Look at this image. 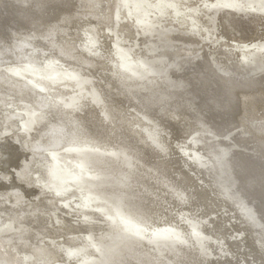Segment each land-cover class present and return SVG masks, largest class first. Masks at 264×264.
<instances>
[{"label": "bare ground", "instance_id": "1", "mask_svg": "<svg viewBox=\"0 0 264 264\" xmlns=\"http://www.w3.org/2000/svg\"><path fill=\"white\" fill-rule=\"evenodd\" d=\"M120 3V0H0V125H6L13 132L11 137L0 142V167L4 171L9 169L16 170L19 179V181L8 180V176L0 174V191H2L1 189H12L0 192V225L6 221H11L9 225L14 228L13 231L17 230V232L14 231L15 233L0 238V264H23L25 255H31L36 264H49L63 260L66 253L65 249H79L80 247L84 249L83 252H86V257H88L92 254L93 248H90L82 240L85 234L102 232L101 236H106L121 228L119 219L113 223L109 218H107L108 221H104L101 218L104 215L98 212L93 215L97 221L94 224L77 225L75 222L79 218V214L75 211L64 215L60 209L61 199L59 195L53 190L51 193L45 188L39 187L38 185L40 184L34 181V175L41 171L44 162L48 158L46 155L48 151H52L58 157L57 159L60 160L67 154L79 156L78 153L72 152L74 151L72 147H79L86 143L101 148L106 145L113 147L119 143L123 144L124 152L127 157L130 156L134 160L135 164L130 177H128V191L125 192L126 197L125 199L123 198L124 204L121 207L122 211L120 214L125 217L130 216L134 221L139 222L150 221L149 219H152L151 221L158 220V222H163L162 220L164 219L169 220V218H172V214L169 212L164 213V209H169L178 204L176 198L167 195V191L165 196L162 194L164 191H162L161 193L152 192L149 198L146 197L145 195L148 193H146L145 189H151V191L154 189L148 184L149 180H156L159 190H166L167 182L170 183L172 189L176 187L191 188L192 202L194 201L196 205L207 206V196L209 197L207 195V184H200L201 193L195 190L193 182L198 181V177L192 175L190 170L185 169V167H178L179 176L173 175L169 167H171V161L177 160L174 158L175 156L171 159L164 157L154 166L148 164V160L155 157L152 151L155 154H159L160 150L151 144H147L138 130L139 128H135V126H140L142 121L156 124L157 128L167 131L170 134L169 138H167L168 142L171 147H175L179 142L188 140L193 132H207L209 126H206V124L213 119L211 115L218 113V120L213 121L216 129L223 131L229 128V125L233 127V124L246 126L247 132L252 133L250 141L256 144L264 161V124H258L252 127L251 130L248 127L249 122L253 120L262 121L264 119V76L259 74L260 76L252 80H241L237 75H234L237 71L242 75L243 71H240L239 54L228 43V41H235L242 44V42L247 43L258 40L262 35L260 27L264 28L263 18L258 17L254 12L252 13L253 15L251 12L247 13L248 15L245 19H240L236 16L221 17L218 25V35L222 41H220V45L217 48L214 47L215 49H212L214 50L212 54H214L213 57L221 65L225 64L219 60L222 57L226 59V62L230 63L229 69L226 68V70L232 71L233 76L232 74L223 76L215 70L213 71V68L209 66L212 63L209 62L208 58L206 61V56L202 54L200 60H196V65L188 66L187 68L179 67V70L177 69L175 73L170 75L173 76L174 80L168 79L165 84H162L154 92L146 91L145 93V91L133 88L129 90L134 93V95H131L107 80L109 84L104 86V90H106L104 92L101 89L102 84L99 81V75L110 76L109 78L116 80L114 77H117L119 72L112 65L109 67L110 64L107 61L101 62L98 59L104 55V52H107L106 28L111 23L116 10L120 7ZM206 14L204 16H207ZM179 20H176L171 12L168 13L164 20L165 24L169 25L172 23L169 26L173 28V32L168 39L176 45V49L171 56L185 57V55L192 53L188 45H201V41L204 44L205 42L213 41V36L208 37L206 33H199L198 37L196 34L190 36L179 33L181 28H177L178 24L175 23L173 26V22ZM204 20L206 21V19ZM120 28V33L125 28L127 36L130 37H134L138 33V28H135V25L126 24ZM183 29L186 30L187 28ZM142 37L143 39L145 38L143 40L144 43L156 42V38L150 40L149 36ZM90 47L95 53L94 55H89L86 52L87 48ZM166 52L169 51L166 50ZM140 53L138 52L137 54L140 55ZM144 53L146 54V52ZM218 53L221 56H218L219 59L216 55ZM212 54L208 53L207 56H212ZM167 55L169 54L164 53L165 57ZM53 61H56V63L61 62L68 68L76 69L81 76L82 80L79 84L82 90L77 98L80 101L76 104L81 109L76 111L75 115L72 114L74 109H68L61 105L60 102L58 103V101L56 102L58 105L54 103L55 98L61 97L58 92H51L46 87L49 92H40L31 87L25 81L26 79L20 78V80H16L3 71L4 65L9 63L18 64L24 62L35 70L41 67L42 64ZM58 69L67 71L61 67H58ZM187 82L188 84H185ZM212 82L221 85H219V88L215 87L218 90L213 88ZM176 84L184 86L183 89L174 91L169 88ZM189 84L193 85V91H189ZM88 90H91V94L87 93ZM194 91L203 93V97H199L198 105L197 103L190 104L192 103L191 98H185L186 95L191 96L192 92L194 94ZM93 93L101 101L102 112L105 114L104 118L107 119V124L96 117L100 113L95 108V99H91ZM22 103L30 105L31 112L35 115L34 122L37 123L38 128L35 137L27 141L28 147H24V138L22 135H18L17 132L23 119L22 114L14 112L11 108L9 110L10 105H21ZM127 107L134 108L140 115V118L138 117L139 121L133 122L127 116L125 112ZM131 116L133 115L131 114ZM226 118H228L227 121ZM229 119L232 120V123H230L231 121L229 122ZM152 138L156 144H159L156 138ZM209 147L210 149L208 148V150L207 148L204 149L205 154H208L212 159L217 158L215 147L211 144ZM71 149L72 151H70ZM136 152L138 155H136ZM92 156L93 158L101 157L102 154L95 153ZM162 156V154L158 155L160 159ZM113 157L114 155L110 158ZM243 159L246 160V157L241 160ZM233 161L236 160L234 159ZM175 163L178 164L177 162ZM219 167L213 173L214 178L210 176L209 178L204 177L206 181L215 183L213 189L216 192L209 190L212 193L210 195L212 197L215 196L213 201H218L226 211L232 212L233 209L236 211L240 206L233 207L238 201L228 185L229 172L227 171V173L225 168L229 166L224 164ZM261 167H264V162ZM34 169L35 171L32 172ZM241 173L244 175H241ZM241 173V177L245 178L247 169L241 171ZM137 177H140V179ZM262 181L264 182V180H260V182ZM117 191V185H101L97 189L98 194L104 195L116 194ZM28 196H31L32 199H27ZM13 197L17 200H14ZM103 199H105V196ZM98 204L103 205L101 202ZM26 205H30L33 209L27 210ZM119 210L117 209V211ZM236 214H238L237 211ZM57 218L61 220L60 224L55 221ZM101 221L109 223L103 224ZM223 221H217L219 222L217 223L219 230L224 228L223 225L221 226ZM155 222L157 223V221ZM243 227L247 228L248 226L243 225ZM247 234L251 237L247 254L256 263L264 264L262 232L257 233V230L248 227ZM70 235H77V237L68 238ZM59 238H64V242H55ZM176 238L178 237H172L173 240ZM183 238L186 241L181 237L180 241L179 239H177L178 241L174 240L171 245L164 240L161 246L158 245V247H165L161 252H165L167 248L175 258L179 256L177 254L186 255L190 252L189 249L193 244L191 241L188 243V236L184 235ZM46 240L51 242H46ZM99 241L102 243L103 240H95V243ZM182 241L190 245L187 244V247H184V245L179 243ZM40 243H44V245H40ZM82 246L84 247L82 248ZM211 246L212 244H208L207 249L208 247L211 248ZM115 251L116 254H112L110 264H156L160 260L153 256L151 247H146L137 238L124 239ZM164 256L163 259H166ZM32 258H30L29 262H31ZM68 260L72 259L69 258ZM74 261H71L70 264H73Z\"/></svg>", "mask_w": 264, "mask_h": 264}, {"label": "rangeland", "instance_id": "2", "mask_svg": "<svg viewBox=\"0 0 264 264\" xmlns=\"http://www.w3.org/2000/svg\"><path fill=\"white\" fill-rule=\"evenodd\" d=\"M120 2V7L116 10L111 23H109L106 28V39L108 40L107 52H104V55L100 56L98 59L101 62L107 61L110 64L109 67L112 65L113 68L119 72L118 76L114 77L116 80L109 78L110 76L106 77V75H99V81L102 84L101 89L104 92L106 91L104 90V86L109 84L107 81L115 86H119L126 93L131 95H134V93L129 90L133 88L145 91V93L146 91L154 92L161 87L162 84H165L168 79L173 81V76L170 75L175 73L179 67L187 68L188 66L196 65L195 63L200 60L202 54L206 56V61L208 58L209 62L212 63L209 64V66L213 68V71L215 70L218 74L223 76H230V74L233 76L232 71L226 70V68L229 69L228 66L230 63L226 62V59L223 57L219 59L218 56H221L218 53L216 54L217 58L225 63L221 65L215 60V57H213L214 54H212L214 52L212 49L217 48L218 45H220V41H222L221 37L218 35V25L220 24L221 17L236 16L240 19H245L248 15L247 13L251 12L252 14L254 12L258 17L260 16L263 18L262 21L264 23L263 0H120ZM204 11L207 13V16H204ZM169 12L173 14L176 20L180 19L179 21L173 22V26L177 23L179 27L177 25L175 26L182 29H180L182 32L179 30V33L190 36L196 34L197 37L199 33H206L208 37H211V35L213 36V41L205 42V44L201 41V45H188L192 53L185 55V57L171 56L176 49V45L168 39L173 32V28L169 26L172 25V23L169 25L165 24L166 22L164 23ZM204 19H206L207 22ZM126 24L135 25V28H138L137 35L134 37L127 36L128 34L125 32V28H123V31L120 33V27ZM183 28L187 29L185 30ZM261 30L262 35L258 40L247 43L242 42V44H239L241 42L228 41V43L232 45V48L234 47L233 50L235 49L234 51L239 54L240 71H243V74L241 75L240 72L238 73L237 71L234 75H237L241 80H252L260 75L264 76V28L260 27V31ZM159 32L160 34H158ZM142 36H149L150 40L156 38V42L144 43L143 40L145 38L143 39ZM88 39L90 38L88 37ZM254 46L256 47L254 48ZM166 50L170 53L166 52ZM143 51L146 52V54ZM86 52H88L89 55L95 54L91 47L87 48ZM138 52H141L140 55L137 54ZM164 53H168L169 55L165 57ZM208 53L212 54V56H207ZM168 58L171 59L169 60ZM20 63L5 64L3 71L16 80H20V78L26 79L25 81L30 84L31 87L40 92L46 93L49 92V90L51 92H58V95L60 94L61 97H58V99L55 98L54 103L58 101V103L60 102V104L66 108L74 109L72 110V114L74 115L76 111L81 109V107L78 108L76 104L80 101L77 98L82 90L79 84L82 79L76 69L68 68L61 62L56 63V61L42 64L41 67L35 70L27 63ZM58 67L67 71H62L58 69ZM184 81L186 82V80ZM101 84L99 85L101 86ZM185 84H188V82ZM212 84L214 86L213 88H219L221 86L216 82H212ZM45 87L49 90H46ZM183 87L184 86L181 84H176L169 88L174 91H180ZM192 87L193 85L189 84V91H193L194 88ZM215 89L218 90L217 88ZM87 93L91 94V90H88ZM188 96L189 95H186L185 98H191L190 100L192 103L190 104L193 105L197 103L198 105L200 101L199 97L202 98L203 93H196L194 91V94L192 92V95ZM91 99H95V108L98 113H100L96 115L97 119L107 124V119L104 118L105 114L102 112L103 108L100 99H97L94 93L93 96L91 95ZM66 101L68 102L67 104ZM56 105L58 104L56 103ZM10 108L14 110V112L20 115L22 114L21 116L23 119L19 124L17 132L18 135H22L24 138V147H28L27 141L33 139L38 131L37 123L34 122L35 115L31 112L32 109L28 104L10 105L9 110ZM125 112L133 122L139 121L140 115L133 107L125 108ZM260 112H258V114H260ZM131 114L133 116L130 117ZM217 114L211 115L213 119L206 124V126H209L207 132H193L188 140L179 142L175 147H171L168 142L167 138H169L170 134L165 130L157 128L155 126L156 124H149L147 121H142L140 126H135V128H139L138 130L141 132L146 143L151 144L153 147H157V149L160 150H158L159 154L163 155L160 159L158 157L159 154H155V152L152 151L155 157L149 159L148 164L154 166L164 157L171 159L175 156L174 158L177 160L171 161V167H169L174 176H179L178 167H185V169L192 172V175L198 177V181L193 182L196 188L195 190H197L198 193H201L200 184L208 185L207 195H209V197L207 196V206H203L201 204L196 205L194 201L192 202L191 188L176 187L172 189L170 183L167 182L166 190H159L156 180H147L151 188L154 189L152 191L151 189H145L146 193H148L146 195L144 194L146 197L149 198L152 192L161 193L164 191V193H162L164 196L168 192L167 195L176 198L178 201L176 206L164 209L163 212H169L172 214V218H169V220L164 219L162 220L163 222L155 220L157 221L156 223L155 221H151L152 219H149L150 221L139 222L134 221L130 216L125 217L120 214L122 211L121 207L124 204L123 198L125 199L126 197L125 192L128 191V177H130V173L132 169H134L135 164L134 160L130 156L127 157V154L124 152L123 144L121 145V143H119L113 147L106 145L104 148H101L86 143L79 147H72L74 151H72V149L70 150L73 153H78L79 156L67 154L60 160L57 159L58 157L54 155L52 151L46 152L49 159H46L41 171L34 175V181L40 184L38 185L39 187L45 188L51 193L53 190L59 195L61 199L60 209L63 211L64 215L75 211L79 214V218H77L75 222L77 225L94 224L97 221L96 217L93 215L98 212L104 215L101 217L104 221H108L107 218H109L113 223L115 220L119 219L121 227L106 236H101L103 234L102 232L85 234L82 240H84L90 248H93L92 254L88 257H86V252L84 253V249H81V247L79 249L69 248L65 249L66 253L63 260L51 262L49 264H70V262L74 260L73 264H110L112 254H116L115 250L126 238H137L139 242L144 243L146 247H151L153 256L157 260L160 259L156 264H260L258 262L256 263L253 258L247 254V248H249L248 246L250 245L251 239L247 231L248 227H250L251 229L257 230V233L262 232L261 239L264 244V182H260V180H264V167H261L264 161L256 144L250 141L252 133L247 132V127L233 124V127L229 125L232 128L229 127L223 131H218L213 122L214 120H218L217 118L219 115L217 116ZM227 120L228 118H226V121ZM229 122L232 123V120L229 119ZM258 124H264V119L262 121L253 120L248 123V127L251 130L252 127ZM12 135L13 132H11L6 125H0V142ZM152 137L156 138L159 144H156ZM210 144L215 147V155L217 156L215 159L205 154L204 149H210ZM238 146L241 147H239V150ZM241 150L242 152H240ZM95 153H100L102 156L93 158L92 155ZM113 155L114 157L110 158ZM136 155H138L137 152ZM243 157H246V160H241ZM233 158L236 161H233ZM224 164L229 166L225 168V171L229 172H227L229 174L228 185L235 199L238 201L233 207L236 208V206H240L236 210L238 212L236 215L234 209L232 212H228L218 201H213V197L215 196L212 197L210 195L212 193H210L209 190L215 191V189H213L215 183H211L204 179V177H213L216 168H220L219 166ZM35 169L32 170V172L35 171ZM141 169H143V167H141ZM245 169H247V174L244 178L243 176L241 177V175H244L241 171ZM0 174L8 176V180L12 179L14 181H19L16 170L14 169L4 171L0 167ZM137 178L140 179V177ZM101 185H117L118 191L116 194L112 195L98 194L97 189H99ZM1 190L0 192H6L12 189ZM77 190L78 192H76ZM104 196L105 199H103ZM30 198L32 199L31 196L27 197V199ZM13 199L17 200L14 197ZM99 202L103 203V205H99ZM26 207L27 210L33 209L30 205H26ZM117 209L120 210L117 211ZM218 220H224V223H221V226H224L223 229L221 228L219 230V226H217V223H219L217 222ZM55 221L58 224L61 223V220L58 218ZM108 223L109 222L106 224ZM9 224H11V221H6L0 225V238L17 232V230H14V232V228ZM243 225H247L248 227L244 228ZM184 235L186 237L188 236V243L191 241L193 244L189 249L190 252L186 255L177 254L179 256L175 258L172 252L170 253L167 248L165 252H161L165 247H158V245L161 246L164 240L171 245L174 240L176 241L179 239L180 241L181 237L184 239ZM74 236L77 237V235H70L68 238H74ZM172 237L178 238L173 240ZM59 239L55 242L58 241V243H62L65 240L64 238ZM100 239L103 240L102 243L101 241L95 243V240ZM49 241L50 240H46V242ZM207 242L209 245L212 244L211 248L208 247L207 249ZM179 243L184 245V247H187L188 244L184 241ZM40 245H44V243H40ZM83 247L84 246H82V248ZM82 252L84 256L81 254ZM163 256L166 257V259H163ZM79 257H81L80 260H78ZM30 258H32L31 255H25L23 264H36L33 258L31 262H29ZM69 258L72 260H68Z\"/></svg>", "mask_w": 264, "mask_h": 264}]
</instances>
